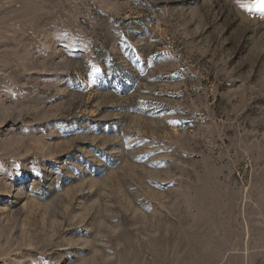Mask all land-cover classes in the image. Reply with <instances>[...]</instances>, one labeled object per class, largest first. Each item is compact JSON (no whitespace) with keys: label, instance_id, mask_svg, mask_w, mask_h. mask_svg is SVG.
I'll use <instances>...</instances> for the list:
<instances>
[{"label":"rangeland","instance_id":"rangeland-1","mask_svg":"<svg viewBox=\"0 0 264 264\" xmlns=\"http://www.w3.org/2000/svg\"><path fill=\"white\" fill-rule=\"evenodd\" d=\"M0 264H264V0H0Z\"/></svg>","mask_w":264,"mask_h":264}]
</instances>
